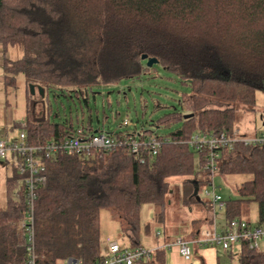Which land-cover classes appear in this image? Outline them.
Listing matches in <instances>:
<instances>
[{"label": "trees", "instance_id": "obj_1", "mask_svg": "<svg viewBox=\"0 0 264 264\" xmlns=\"http://www.w3.org/2000/svg\"><path fill=\"white\" fill-rule=\"evenodd\" d=\"M0 46L3 51L17 46L22 52L16 60L3 59V82L13 87L16 75L24 76L25 140L42 147L35 152L45 179L37 186L34 203V264L101 260V209L109 210L130 247L148 248L139 245L140 207L145 203L155 207L153 216L159 221L168 219L170 208L183 210L180 220L195 211L193 204L204 212L190 225L181 224L184 233H164L165 243L178 237L191 241L205 227L223 232L229 220L241 219L242 203L254 202L256 225L264 224V142L244 144L238 137L247 133L236 127L240 111L252 108L255 92H264V0H0ZM143 54L156 58L190 87L178 101L180 109L147 126L143 122L139 130H104L116 142L109 150H56L46 158L47 143L61 141L78 128L103 130L98 111L90 107L94 89L147 73L154 64L147 66ZM30 83L41 86L44 94L32 95ZM53 102L60 104L64 116L53 110ZM176 122L181 126L169 134L153 128ZM197 131L223 132L231 139L218 149L215 174L246 176L236 186L235 197L223 199L225 224L220 230L215 225L218 210L208 200L196 199L211 179L204 169L205 150L196 151L188 143ZM134 137L162 142L154 154L148 146L139 151L144 159L140 163L127 142L117 144ZM14 168L15 177L5 181V205L0 208V264H27L28 259L19 228L25 189ZM170 177L182 179L181 194ZM262 243V248L250 247L246 240L238 243V263L264 264ZM164 244L149 248L150 258L135 264H164ZM233 247L223 251L217 264L231 257Z\"/></svg>", "mask_w": 264, "mask_h": 264}, {"label": "rangeland", "instance_id": "obj_2", "mask_svg": "<svg viewBox=\"0 0 264 264\" xmlns=\"http://www.w3.org/2000/svg\"><path fill=\"white\" fill-rule=\"evenodd\" d=\"M17 50L19 51L20 48L17 46H9L7 49V55L9 53L15 55ZM0 58H2L1 54ZM1 77L2 74L0 68V110H2L0 118L6 117L8 125L12 123L13 120L16 121V123L18 122L19 125L16 127L18 132H21L23 131V119L25 116L26 104V84L24 76L21 73L17 74L15 77V85L13 87H5ZM97 87L98 88L94 89L96 92L95 103L93 98H91L90 107L93 111H98L100 127L108 132L114 130H127L130 132L134 129L139 130L143 122L144 125L147 126L146 124L149 125L153 123L164 114L173 112L175 108L179 110V99L184 96V94L190 92V87L188 85L181 83L174 73L165 70L159 63L154 64L147 73H143L141 76L131 79H123L117 84L99 85ZM121 89H124V91L120 94L118 91ZM50 98L52 101L51 96ZM65 105L67 110L66 112L69 110V105H71L74 110V106L71 102L69 105L68 103H65ZM57 108L60 110V114L64 116V111L60 104L59 106H56L53 102V110L56 111ZM124 120L127 121V125L123 124ZM96 125L98 124L94 122L95 127ZM236 125V127L241 130L245 129L244 131H246L247 134H252L253 132L258 133L263 130L264 92L260 90L255 92V100L252 108L240 111ZM180 126L181 122H176L171 124L169 127H150L156 129L158 134H169ZM3 131L4 127L1 124V135L3 134ZM7 131L9 134V138L7 139L13 141L14 134H12V130L7 127ZM5 161H7V164L4 163ZM14 162L15 161L9 154L6 157V160L0 159V195L3 193V181H5L7 177H10L13 173L15 166ZM245 177L246 176L244 175L222 176L220 174H215L212 178V183L215 187V192L223 199H228L230 197H235V188L241 181L244 180ZM169 182L173 188H176L177 193L181 194L182 179L179 177H170ZM206 187L209 190L211 189V186ZM178 194L176 197H178L179 200L180 195ZM198 196H200L203 201L209 200V197L206 196L202 190L199 192ZM193 207L195 211L191 214L186 213L181 220L179 218L183 215V210L181 208H176L174 212H172L170 208L168 212V219L166 221H159L153 216L155 207L148 203L142 204L140 207V228L143 229L141 231V238H143V235L151 236L156 233H160V237H162L164 233L166 234V232L172 234L184 233V227L191 224L192 218L201 217L202 214H204V212L199 209V205L193 204ZM204 208L206 209V217H210L207 206ZM109 215V210H100V220H102V226L105 225L104 223L109 221ZM240 215L241 219L249 222L251 225H256L258 219L256 204L254 202L242 203ZM202 217H204V215ZM182 223L184 227L181 226ZM215 223L218 230H220L225 224L223 212L220 210L216 211ZM100 237L102 238V236ZM115 240L120 246H124L127 243V239L123 235L121 238L119 237ZM258 245L262 248V241H259ZM103 247H105L104 243H102V248ZM201 247L204 250H208L213 253L215 263L216 258L222 257L223 255V251L219 248H212L208 245H202L200 248ZM238 247V244L234 245L231 257L224 259V264H239L237 259Z\"/></svg>", "mask_w": 264, "mask_h": 264}, {"label": "built area", "instance_id": "obj_3", "mask_svg": "<svg viewBox=\"0 0 264 264\" xmlns=\"http://www.w3.org/2000/svg\"><path fill=\"white\" fill-rule=\"evenodd\" d=\"M127 124V121H124ZM168 141V138H163ZM238 139L244 144L255 145L264 142V126L260 132H253L252 134L240 135ZM228 137L223 132L218 134L208 131H197L191 134L188 143L196 151L204 152V169L209 172L211 186L209 190L207 187L203 188V193L209 197V205L213 210H221L224 206L223 198L215 192L213 186V176L218 168L219 148L225 146L230 142ZM122 142L128 143L131 151L138 156L140 163L144 161L139 151H144L146 147L151 148V152L156 153L161 139L154 137H147L143 141H139L136 137L128 141L118 140L117 144ZM116 146L115 140L104 130L96 132H86L82 128H78L73 135L67 136L61 141L50 142L43 147L44 155L49 157V153L61 150L66 153H80L88 151L91 148H99L109 150ZM142 147V150H141ZM42 149L41 146H32L27 144L25 140L24 131L18 132L13 139L0 140V159H4L9 154L15 161L17 172L22 180L25 189V215L19 222V228L23 231L26 247L28 252L27 264H34L33 254V212L36 198V189L44 179V166L42 161L36 156L37 151ZM19 158V160L16 159ZM248 241L250 247H258L259 241H264V224L251 225L243 219H231L227 222L223 232H217L213 228H203L199 235L191 241L184 240L180 237L171 242L165 243L164 246L170 250H176L178 254L185 260L192 259L191 244L193 245H217L223 251H227L231 246L236 245L242 241ZM153 250L137 247L120 246L115 239L107 238L105 245V255L101 260L89 264H135L141 260L150 258ZM65 264H80L77 259L69 258Z\"/></svg>", "mask_w": 264, "mask_h": 264}, {"label": "crops", "instance_id": "obj_4", "mask_svg": "<svg viewBox=\"0 0 264 264\" xmlns=\"http://www.w3.org/2000/svg\"><path fill=\"white\" fill-rule=\"evenodd\" d=\"M7 49L5 51H3L1 46H0V54L2 57V58H0V68H1L2 80H3V67H2L3 59L4 58H10L12 60H16V59L20 58L22 55L21 50H19V51L17 50L15 55H12L11 53H9L7 55ZM1 112H2V110H0V114H1ZM15 123H16V121L13 120L12 123H10L8 125V120L6 117L0 118V125L2 124L4 127L3 134L2 135L0 134V140L9 138L7 127H9L12 130V134H14L13 137L15 138L16 134L18 133V130L16 127L17 125H15ZM243 130H245V129H243ZM6 162L7 161H5L4 163L7 164ZM5 169H6V166H5ZM12 177H15V168L13 169V173L11 174V176L7 177V179L12 178ZM5 181H3L4 183L2 185L3 186V191H2L3 193H2V195H0V208H3L5 205V196H4ZM108 219H109V221H107V223H104L105 225H103V226H102V220H100L99 233H100V236H102V238H103V243L105 242L106 238L117 239L119 237L120 238L122 237V233L119 230L118 222L115 221L114 219H112L110 215L108 216ZM116 227L118 228V231H117ZM142 230L143 229L140 228V226H139V245L146 246L148 248H156V247H161L166 242V238L164 237V235L162 237H160L161 234H157V233L153 234L151 236L143 235V238H141L142 237L141 236ZM173 237H174V235H173ZM126 239H127V243H126V245H124V247H128V246L130 247L128 238L126 237ZM238 249H239V247H238ZM102 250L104 251L105 247H103ZM191 250L193 253V257L191 260L187 261V260L183 259L178 254V252L176 250L166 249L165 263L164 264H206V263L217 264L218 258H216V263H215V260L213 258V253H211V251L209 252L208 250H204L202 247L200 248V246L197 247L196 245H191ZM232 250H233V248L230 251L231 253H232Z\"/></svg>", "mask_w": 264, "mask_h": 264}, {"label": "water", "instance_id": "obj_5", "mask_svg": "<svg viewBox=\"0 0 264 264\" xmlns=\"http://www.w3.org/2000/svg\"><path fill=\"white\" fill-rule=\"evenodd\" d=\"M141 59L146 60L147 66H152L153 64L157 63V59L153 57H147L145 54L141 55ZM30 93L34 95L36 92L41 96L44 94L41 86H35L34 84L28 85ZM195 182V181H194ZM196 199H199L198 195H196Z\"/></svg>", "mask_w": 264, "mask_h": 264}]
</instances>
